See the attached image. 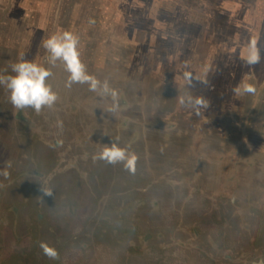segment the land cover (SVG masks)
I'll return each mask as SVG.
<instances>
[{
    "label": "rangeland",
    "instance_id": "obj_1",
    "mask_svg": "<svg viewBox=\"0 0 264 264\" xmlns=\"http://www.w3.org/2000/svg\"><path fill=\"white\" fill-rule=\"evenodd\" d=\"M60 30L118 91L117 112L87 84L65 87L63 62L46 64L43 40ZM253 40L264 57V0H0V74L24 54L50 69L58 96L52 109L18 111L0 85V264H264V59L245 64ZM241 81L256 95L236 96ZM182 96L207 107L197 115ZM116 138L136 153L134 173L93 159Z\"/></svg>",
    "mask_w": 264,
    "mask_h": 264
},
{
    "label": "clouds",
    "instance_id": "obj_2",
    "mask_svg": "<svg viewBox=\"0 0 264 264\" xmlns=\"http://www.w3.org/2000/svg\"><path fill=\"white\" fill-rule=\"evenodd\" d=\"M78 37L67 30H60L52 33L47 39L43 40V47L48 53L45 62L48 65L55 66L57 61L64 64L65 70L69 74L65 87H71L74 83L87 84L89 90L98 92L102 96L111 98V105L106 109L109 113H115L120 109V94L117 90L111 88L107 81L101 83L95 76L89 74L86 66L81 62L77 50ZM264 59L255 40L251 41L248 46V54L245 57V64L254 67ZM53 75L50 69L42 64L28 61L21 54L18 62L11 65V73L0 74V85L9 93V101L12 106L19 110L31 108L36 113H40L45 107L52 109L58 100L55 91L47 82ZM185 79L190 85L193 81L191 73H185ZM236 96L256 95V86L251 82L241 81L233 89ZM181 106H191L199 115V109L207 107L206 101L200 97L179 98ZM57 126L62 127V121H57ZM118 138L110 144L104 145L93 157L94 160L103 161L110 165L121 164L127 171L134 173L137 163V155L130 151L128 147H121L117 142ZM3 175L7 176L5 171ZM44 195H51L50 192H43ZM38 247L43 255L50 260H58L59 252L55 247L46 241H39Z\"/></svg>",
    "mask_w": 264,
    "mask_h": 264
},
{
    "label": "crops",
    "instance_id": "obj_3",
    "mask_svg": "<svg viewBox=\"0 0 264 264\" xmlns=\"http://www.w3.org/2000/svg\"><path fill=\"white\" fill-rule=\"evenodd\" d=\"M242 1L243 0H239V2L240 3H242ZM247 1V0H246ZM244 4H245V2H243ZM247 4H248V2H247ZM263 3L262 4H257L256 3V9H255V11H257V13H255V15H254V17H253V19H255V21H259V18H261L262 19V16H261V13H262V11H260V9L262 10L263 8ZM248 17H249V15H247L246 13L244 14V18L245 19H242V21H246L247 19H248ZM252 19V20H253ZM263 36V32L261 31V32H259L258 34H257V36H256V38H261Z\"/></svg>",
    "mask_w": 264,
    "mask_h": 264
},
{
    "label": "water",
    "instance_id": "obj_4",
    "mask_svg": "<svg viewBox=\"0 0 264 264\" xmlns=\"http://www.w3.org/2000/svg\"><path fill=\"white\" fill-rule=\"evenodd\" d=\"M259 264H261V263H259Z\"/></svg>",
    "mask_w": 264,
    "mask_h": 264
}]
</instances>
